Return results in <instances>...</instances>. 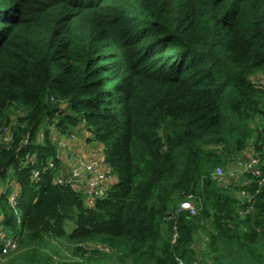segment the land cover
I'll list each match as a JSON object with an SVG mask.
<instances>
[{
  "label": "trees",
  "instance_id": "1",
  "mask_svg": "<svg viewBox=\"0 0 264 264\" xmlns=\"http://www.w3.org/2000/svg\"><path fill=\"white\" fill-rule=\"evenodd\" d=\"M254 78L264 0H0V183L19 189L14 209L0 194L6 264H264V183L213 179L243 153L264 159ZM42 124L105 146L107 197L88 207L52 182ZM184 202L198 213H176Z\"/></svg>",
  "mask_w": 264,
  "mask_h": 264
},
{
  "label": "built area",
  "instance_id": "2",
  "mask_svg": "<svg viewBox=\"0 0 264 264\" xmlns=\"http://www.w3.org/2000/svg\"><path fill=\"white\" fill-rule=\"evenodd\" d=\"M19 114L22 115L20 112ZM11 117L13 121L16 119L15 116ZM46 130L52 146L56 149L55 160L47 162V166L54 171L52 182L56 185L70 187L81 194L85 205L88 207L93 206L97 200L107 197L110 190L117 183V176L106 163L105 146L98 144L88 130L83 127L65 134L58 133L53 127H46ZM46 130L42 129L37 133L39 143L44 141ZM10 139V130L1 128L0 147L7 146ZM30 158L34 159V157H27L26 160ZM26 160H22L20 164L25 165ZM247 175L256 178L257 184L262 186L264 183V159L254 155H244L243 153L241 157H238L227 166L216 168L213 179L222 187L229 188L231 185L237 186L245 181L243 178ZM32 176L33 179L38 180L39 171L34 170ZM8 184L7 188L11 186L10 191L8 192L7 188H0V194L8 195L10 205L14 209L17 205L19 189L10 181H8ZM239 194L244 202L248 204L251 202V197L246 192L240 191ZM249 210L251 209L249 208ZM182 211H188L192 216L198 213L197 207L191 202L180 204L176 213ZM3 233L0 226V235L3 236L0 260H4L3 258L17 248L16 241L11 236ZM83 248L105 253L110 251L107 247L94 243L87 244Z\"/></svg>",
  "mask_w": 264,
  "mask_h": 264
},
{
  "label": "rangeland",
  "instance_id": "3",
  "mask_svg": "<svg viewBox=\"0 0 264 264\" xmlns=\"http://www.w3.org/2000/svg\"><path fill=\"white\" fill-rule=\"evenodd\" d=\"M253 80V82L255 83V84H258L259 86H261L262 88H264L263 86H264V80H261V81H257V79H252ZM257 82V83H256ZM45 126H44V124H42L41 125V127L39 128V130H42L43 128H44ZM78 134V133H77ZM79 136H80V134H78ZM98 147H100L99 145H98ZM105 148V147H104ZM9 184H8V182L7 183H5L4 185L3 184H1L0 183V188L2 189H5V188H7V186H8ZM238 192H236V195L238 196V194H237ZM74 225H67L66 226V228H65V230H66V232L67 233H69V232H71L73 229H74ZM54 245L56 246V247H60L61 248V246H59V244L57 243V242H54ZM18 255H16V256H14L7 264H16L17 262H18ZM0 264H6V260H0Z\"/></svg>",
  "mask_w": 264,
  "mask_h": 264
},
{
  "label": "crops",
  "instance_id": "4",
  "mask_svg": "<svg viewBox=\"0 0 264 264\" xmlns=\"http://www.w3.org/2000/svg\"><path fill=\"white\" fill-rule=\"evenodd\" d=\"M245 154H246V155H251V153H249V152L244 153V155H245Z\"/></svg>",
  "mask_w": 264,
  "mask_h": 264
}]
</instances>
